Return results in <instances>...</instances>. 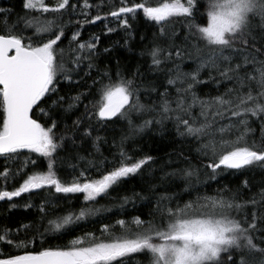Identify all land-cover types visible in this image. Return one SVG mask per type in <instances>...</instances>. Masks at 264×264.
I'll return each mask as SVG.
<instances>
[{"label": "snow or ice", "instance_id": "obj_1", "mask_svg": "<svg viewBox=\"0 0 264 264\" xmlns=\"http://www.w3.org/2000/svg\"><path fill=\"white\" fill-rule=\"evenodd\" d=\"M141 15L156 28L139 53L150 62L131 69L117 59L110 66L114 47L131 51ZM98 22L104 36L123 32L122 45L101 50V35L84 40L85 26ZM188 61L195 67L185 72ZM208 83L218 94L202 98L197 88ZM145 114L151 118L138 124ZM168 123L182 146L163 167H153L152 155L128 153L125 145L137 135L153 127L163 134ZM105 144L117 149L113 161L101 152ZM22 156L20 167L0 170V201L40 197V220L15 232L4 229L5 245L27 249L42 245L49 233L72 231L98 217L99 199L137 178L146 188L119 197L117 207L125 215L137 201H155V208L152 219L103 223L99 236L84 233L68 246L24 251L0 264H133L140 255L150 264H264V181L248 199L242 198L252 187L247 179L235 190L225 185L202 194V187L236 172L264 176V0H161L156 6L147 0H118V6L116 0H23L22 13L0 7V157ZM65 171L70 181L61 178ZM18 177V186L7 190ZM56 194L69 200L83 194V204L50 219L48 209L56 205L48 196Z\"/></svg>", "mask_w": 264, "mask_h": 264}, {"label": "trees", "instance_id": "obj_2", "mask_svg": "<svg viewBox=\"0 0 264 264\" xmlns=\"http://www.w3.org/2000/svg\"><path fill=\"white\" fill-rule=\"evenodd\" d=\"M22 2L23 0H0V7L3 8H12L17 13H22ZM49 4H54L55 0H47ZM140 2V0H137ZM147 2L152 5H158L161 0H147ZM118 6V0H116ZM202 4H206L207 0H201ZM109 11V8H104L103 12ZM205 9H201L203 13ZM93 15H95V11H93ZM15 19V17H13ZM198 22L201 26L204 25L206 22L204 19H198ZM114 26V22L112 24ZM179 27V26H177ZM135 30L136 35L135 39L130 41L129 47L125 48L123 46H116L113 48L111 61L112 64L110 66L114 67L115 60H119L123 67L134 69L137 64L145 65L148 61V58L145 57L141 59L139 53L144 50L149 45V41L151 40L153 32L156 30L155 26L147 22L142 18V15L138 17L135 21ZM104 22H98L95 25H86L82 32V38L87 40L92 35H101V50L105 46H112L115 42L123 43V32H115L112 33L110 36H104ZM144 36L145 39L141 41L140 37ZM102 63L100 64L101 67H104L105 63H108V60L105 58H101ZM195 67V64L191 61L186 62L182 66V70L185 72L191 71ZM204 80H208V73L207 71L201 74ZM88 84H91V80L87 81ZM223 88L219 91L223 92ZM67 89H63L61 95H64ZM75 94V90L73 93ZM197 94L202 98H208L211 96L217 95V89L214 84L208 83L206 85H200L197 88ZM175 95V93H173ZM87 102V101H85ZM199 109H194V113L198 114ZM36 116L39 117V113H36ZM150 114H145L143 117L137 119V123H143L144 119H150ZM254 128L257 129L256 138L259 137V126L258 124L253 125ZM104 135V133H101ZM109 139H111L112 133L107 134ZM181 138L178 137L176 133V129L172 123H168L166 129L164 130L163 134L158 127H153L151 129L145 130L144 133L137 135L134 140L130 141L128 144L125 145L126 150L128 153L140 156V155H152L156 158V164L153 165L154 168L159 170L163 167L169 159V153H173L181 148V144L177 143L178 140ZM184 152L188 154L189 148L188 146H184ZM101 152L103 153L104 157H107L109 161H113L114 156L117 152V149L112 148L110 145L105 144L101 146ZM175 159V157H172ZM193 163H198V161H193ZM5 166V159L0 157V170H2ZM184 165L181 164L180 167ZM111 167V165H109ZM94 175V173H90ZM159 171L157 175H159ZM61 178L65 180H71V176L68 174L67 171L61 172ZM204 179V177H202ZM247 179L251 184V190H246L242 198L248 199L252 195L257 194L260 190L261 182L264 181V176L259 174L258 170L252 171H245L243 175L241 173L236 172L231 176H228L226 179H221L219 183H212L208 185L206 188L202 187V194L206 193H213L216 189L221 188L222 186L227 185L229 188L235 190L237 186L242 182V180ZM12 182V188L18 186V183L21 182L19 177L15 182ZM10 182V184H11ZM9 184V185H10ZM147 184L145 180L140 178L133 179L129 183L123 185L121 188L114 191L111 197L99 199V202L95 205V207L100 208L102 211L99 213L98 217H92L91 219L82 222L79 226L75 227L72 231H68L66 234H58V233H49L48 237L42 242L37 241L35 247L29 245L27 249L17 248L16 246L5 245L0 243V258H4L10 255L16 254H23L24 251H36L41 250V248H58V247H65L70 245V242L79 236H82L84 233H96L97 236L100 235L98 231L103 223L115 224L117 219H126L131 220L134 216H140L144 220L152 219L149 215L150 213L154 212L155 208V201L149 204L147 201H137L136 206L132 207L129 205L127 207V214L125 215L123 210H120L118 205V198L124 195L131 196L133 192H140L143 188H146ZM47 196V193H45ZM58 197H60L58 199ZM79 197V198H77ZM83 194H75L72 199L64 198L63 194H56L52 196H48V200L50 204L56 205V207H49L48 211L53 213L49 218L55 219L57 216L65 214L67 209L76 208L78 210L79 206L83 204ZM187 199V197H185ZM31 202L34 206L31 208H25L24 204L27 202ZM16 202L19 206L16 208H11V203ZM39 203H43L40 197L31 196L30 194H24L22 197L14 198L12 202L0 201V227L3 226L6 229L15 232V229L19 227L22 223H31L33 221L40 220V214L38 205ZM105 208H112L113 212H106L103 209ZM119 212L120 214L114 215L113 213ZM156 223H160V217L157 215L155 217ZM43 227H48L47 223L45 222ZM72 227V226H69ZM119 234V233H117ZM24 233H20V238L23 239ZM143 261L149 262L150 259L146 255H140L137 257L133 264H140Z\"/></svg>", "mask_w": 264, "mask_h": 264}, {"label": "rangeland", "instance_id": "obj_3", "mask_svg": "<svg viewBox=\"0 0 264 264\" xmlns=\"http://www.w3.org/2000/svg\"><path fill=\"white\" fill-rule=\"evenodd\" d=\"M24 160V157H20L19 160H5V165H7V167L12 168L13 170H15L16 168L20 167L21 162ZM5 167V166H4ZM3 170V169H2ZM11 180L8 182L7 184V190H12V182L10 184ZM10 184V185H9ZM5 187L4 182L2 180H0V189H3ZM6 229L5 227L1 226L0 227V234H3V230ZM140 264H150V261H143Z\"/></svg>", "mask_w": 264, "mask_h": 264}]
</instances>
